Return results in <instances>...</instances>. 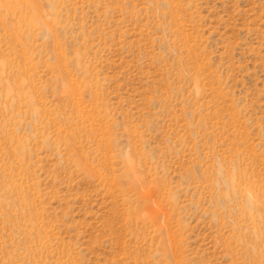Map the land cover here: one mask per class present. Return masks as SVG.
Segmentation results:
<instances>
[{
	"label": "rangeland",
	"instance_id": "1",
	"mask_svg": "<svg viewBox=\"0 0 264 264\" xmlns=\"http://www.w3.org/2000/svg\"><path fill=\"white\" fill-rule=\"evenodd\" d=\"M0 264H264V0H0Z\"/></svg>",
	"mask_w": 264,
	"mask_h": 264
}]
</instances>
